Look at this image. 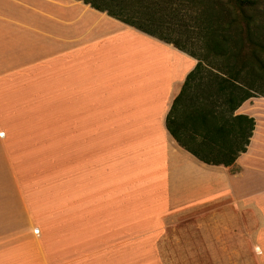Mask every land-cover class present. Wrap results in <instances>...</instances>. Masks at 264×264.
I'll use <instances>...</instances> for the list:
<instances>
[{"label": "crops", "instance_id": "0c3cea01", "mask_svg": "<svg viewBox=\"0 0 264 264\" xmlns=\"http://www.w3.org/2000/svg\"><path fill=\"white\" fill-rule=\"evenodd\" d=\"M107 12L87 0H0V264H160L173 243L211 264L254 251L264 96L231 111L224 136L221 119L194 117L222 104L189 88L174 104L197 61ZM237 116L254 124L244 152ZM46 121L63 124L55 185L32 200L15 154L24 124ZM217 154L237 157L200 159Z\"/></svg>", "mask_w": 264, "mask_h": 264}, {"label": "rangeland", "instance_id": "374dc122", "mask_svg": "<svg viewBox=\"0 0 264 264\" xmlns=\"http://www.w3.org/2000/svg\"><path fill=\"white\" fill-rule=\"evenodd\" d=\"M87 1L107 9L119 19L149 31L159 39L176 44L185 52L197 57L204 68L189 86V96L193 97L196 94L202 96L208 92L206 84L201 89H198L200 86L197 84L210 80L211 69L220 68L224 71L229 69L223 54L234 47V25L232 27L230 25H232V19H237L240 15L235 0ZM252 1L255 3L254 8H245L244 13L250 17L252 14H258L257 18L264 21V0ZM214 22H218L217 26L220 27L215 33H210V27H212L210 24ZM226 39L230 41L229 45L223 44ZM214 42L218 43V47H214ZM211 92L215 93L214 90ZM60 125L54 121L24 124L23 129L28 132H25L22 138H18L22 147L16 149L20 153L15 154V160L21 166V176L26 181L28 195L32 200L33 193L37 192L39 187L53 188L55 185L54 165L58 162V155L55 153L56 132L60 129ZM14 126L22 127V124H14ZM36 201L38 202V196H36ZM262 225H264L263 220H255L256 230ZM170 246L166 250H160V264L162 263L161 256L164 264H211L213 262L208 257V252L183 250L181 249L182 244L176 243ZM255 246L254 251L243 249L224 252V254L231 255L224 262L264 264V234H256ZM214 253L220 255L222 252ZM2 261L4 260L0 257V262Z\"/></svg>", "mask_w": 264, "mask_h": 264}, {"label": "trees", "instance_id": "16d2710c", "mask_svg": "<svg viewBox=\"0 0 264 264\" xmlns=\"http://www.w3.org/2000/svg\"><path fill=\"white\" fill-rule=\"evenodd\" d=\"M237 6L240 11L239 17L236 19H232L231 27L234 25V47L225 51L223 57L225 58V62L227 63L229 69L228 71H224L220 68H213L209 72L210 80L206 83L199 82L197 86H200L198 89L206 84L207 93L206 98L211 100L214 103L216 101L217 105L222 104V110L215 113L214 109H210L208 111H198L194 113V117L197 120H202V122L208 120H222L221 129L224 136H229L230 127L235 128V124L230 123V113L237 109L244 101L255 96L256 94L264 96V21H260V18H257L258 14H252L251 17L244 13L245 8H254L255 3L252 0H235ZM111 16L115 17L109 11L107 12ZM259 17V16H258ZM117 18V17H116ZM119 19V18H118ZM122 22L127 23L131 26H134L132 23H129L125 20L120 19ZM251 22V25H250ZM218 22H214L210 24V33H215L216 29L220 26H217ZM250 25V26H249ZM136 29L143 31L151 36L149 31L142 29L140 27L134 26ZM229 29V27H228ZM156 37V36H154ZM158 38V37H156ZM226 38V36H225ZM159 39V38H158ZM164 41L163 39H159ZM166 43L172 44L177 49L182 50L176 44L172 42ZM223 44L229 45V40H224ZM220 45V44H219ZM214 47H218V43L214 42ZM185 52V51H184ZM187 53V52H186ZM189 54V53H188ZM195 60H197V64L194 70L188 75L186 81L184 82L182 92L174 100V104L177 103L179 98L185 92V89L189 88L191 83L195 81L196 76L203 70V65L198 60L197 57L189 54ZM231 72H230V71ZM211 90L215 91L211 92ZM200 93V92H198ZM197 95V94H196ZM191 96L192 98H196L199 96ZM216 96V98H215ZM200 97H204L203 95ZM233 120H237V130H238V139H239V152H244L246 149V145L249 142V138L251 137V133L253 130V120L248 119L244 116H237L236 118H232ZM169 121V115H168ZM243 123V126H242ZM237 154L225 156V155H210L206 157H200L202 161L207 164L212 165H223L230 166L236 159ZM220 158H228L226 162H219Z\"/></svg>", "mask_w": 264, "mask_h": 264}]
</instances>
